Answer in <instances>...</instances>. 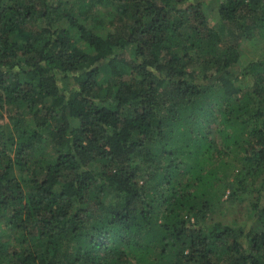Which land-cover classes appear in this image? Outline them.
<instances>
[{
  "label": "trees",
  "instance_id": "16d2710c",
  "mask_svg": "<svg viewBox=\"0 0 264 264\" xmlns=\"http://www.w3.org/2000/svg\"><path fill=\"white\" fill-rule=\"evenodd\" d=\"M263 38L264 0H0V264H264Z\"/></svg>",
  "mask_w": 264,
  "mask_h": 264
},
{
  "label": "rangeland",
  "instance_id": "374dc122",
  "mask_svg": "<svg viewBox=\"0 0 264 264\" xmlns=\"http://www.w3.org/2000/svg\"><path fill=\"white\" fill-rule=\"evenodd\" d=\"M258 36H256L257 38ZM264 59V38L259 43L256 40H252L249 43L244 45V55L241 58V62L237 65V69H240L244 64H246L250 60L255 59ZM243 84L246 83L244 79H241ZM233 177L231 178V180ZM255 180L253 185L258 186L261 181V177L255 175L250 179H246V182H252ZM249 182V183H250ZM252 187V184H248ZM247 191L244 195H239L236 198L230 199L228 198L229 190L226 191L224 195L221 196L220 205L218 206V211L216 212L217 220H223L226 223H234L242 224L246 221L248 214L252 211V201L254 193H248Z\"/></svg>",
  "mask_w": 264,
  "mask_h": 264
}]
</instances>
